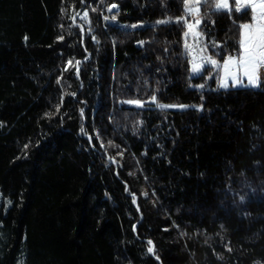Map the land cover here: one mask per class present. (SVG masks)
<instances>
[{
    "label": "trees",
    "instance_id": "1",
    "mask_svg": "<svg viewBox=\"0 0 264 264\" xmlns=\"http://www.w3.org/2000/svg\"><path fill=\"white\" fill-rule=\"evenodd\" d=\"M214 2L0 0V264H264V90L190 89L185 43L238 56Z\"/></svg>",
    "mask_w": 264,
    "mask_h": 264
},
{
    "label": "snow or ice",
    "instance_id": "2",
    "mask_svg": "<svg viewBox=\"0 0 264 264\" xmlns=\"http://www.w3.org/2000/svg\"><path fill=\"white\" fill-rule=\"evenodd\" d=\"M205 6L213 5V0H204ZM184 5V15L176 18L175 22L180 24L182 28H186L187 31L184 32V37H189L192 35L193 37H199L200 32L196 30L198 26L201 24V19L198 18L200 15V3L201 0H182ZM235 3V11L240 12L243 8H248L252 15L251 23H242L240 24V39H239V50L238 56H227L224 59L223 64H219L217 60L213 59L211 56L201 57V62L197 63L195 56H193L191 64V71L195 73H199L201 71L202 66L206 63L211 65L212 67L219 69L223 72V75L220 76L219 87L227 89L229 87V81H231L232 87H243V88H258L259 81V70L264 67V0H234ZM118 8V5L113 3L108 8L107 11L109 13L112 12L113 9ZM95 11V9H93ZM221 11H231L228 0H215L214 6L212 7L211 14L215 15L217 12ZM79 15V13H77ZM116 14L111 16L112 21L116 20ZM206 15H208L206 13ZM88 16L87 11L84 12L83 17L81 19H86ZM187 17L194 18L195 25L193 23H189ZM75 20V17L72 18ZM105 21L109 19L107 15L103 17ZM157 25L159 24H167L169 20H158ZM117 28H128L135 29L138 27L137 24L132 25H116ZM27 39V37L25 38ZM59 39H63V37H59ZM92 39L99 43L96 40L95 36H92ZM198 42V40H197ZM141 46L145 43L144 41L138 42ZM215 47H219V45H215ZM185 54H191V46L188 43H185ZM215 55H219V53H214ZM81 61L77 60L76 64H80ZM72 61L68 60V65L71 66ZM76 74H79V69L77 68ZM217 75H220V72H217ZM59 83V80L57 81ZM198 87L203 88L204 85H199ZM75 95V94H73ZM201 98H203V94H201ZM151 100L153 103L156 102V96L152 95ZM126 103H136L137 106L143 107L144 105L139 101H126ZM156 107L163 110L166 108H185V105H165V104H156ZM197 111L202 110V106L197 108V106L193 105ZM58 110V109H57ZM81 116H83V109L81 110ZM80 132L84 135L85 133L84 126L82 125L80 128ZM89 141H91V137H89ZM27 147V145H25ZM133 203H135V198H133ZM149 244L151 242L149 241ZM148 252L152 253L153 248L149 247Z\"/></svg>",
    "mask_w": 264,
    "mask_h": 264
},
{
    "label": "rangeland",
    "instance_id": "3",
    "mask_svg": "<svg viewBox=\"0 0 264 264\" xmlns=\"http://www.w3.org/2000/svg\"><path fill=\"white\" fill-rule=\"evenodd\" d=\"M228 2H229V0H228ZM113 10H117V8L113 9ZM200 12H201V10H200ZM81 17H83V14L80 16V18ZM198 18H200V15ZM214 18L216 20V27L219 30H223L226 27V25L228 24V22L231 20H235L237 22H240L241 24L252 22V15H251V12L248 8H243L242 11H240V12L235 11L234 13L232 11L217 12L214 15ZM83 20L85 21L86 19H83ZM187 43L189 44V42H187ZM189 45L191 46V53L193 56H195L197 63L201 62V57L211 56L213 59L217 60V62L219 64H223L224 59L218 60L217 58L212 56L211 48H209V47H206V48L203 47L202 48L200 46V47H198L197 50H195L193 44H189ZM218 71L220 72V75H217ZM200 73H205V75L203 76V81H200L199 79L194 80V82L190 85L191 90L199 89L200 87H198V86L201 84L204 85V83L206 84L205 85V89H206V88H208L211 81H213V86L215 85L216 82L219 85L220 76L223 75V72L221 70L216 69V68H214L211 65H208L206 63L202 66L201 71L199 73H196V74H200ZM204 79H206V81H204ZM259 81H260L259 87L254 88V89L264 90V67H262L259 70ZM228 88H234L231 85V81H229V87ZM235 88H241V87L238 86ZM129 104L137 106L136 103H129ZM176 108H179V107H175V109ZM10 205H11V203L9 202V200H6L3 197L2 193L0 192V208L4 206V208L7 210L10 207Z\"/></svg>",
    "mask_w": 264,
    "mask_h": 264
},
{
    "label": "built area",
    "instance_id": "4",
    "mask_svg": "<svg viewBox=\"0 0 264 264\" xmlns=\"http://www.w3.org/2000/svg\"><path fill=\"white\" fill-rule=\"evenodd\" d=\"M187 19H188V22H189V23H193V24L195 25V20H194V18L187 17Z\"/></svg>",
    "mask_w": 264,
    "mask_h": 264
},
{
    "label": "water",
    "instance_id": "5",
    "mask_svg": "<svg viewBox=\"0 0 264 264\" xmlns=\"http://www.w3.org/2000/svg\"><path fill=\"white\" fill-rule=\"evenodd\" d=\"M204 5H205L204 0H201L200 6H204Z\"/></svg>",
    "mask_w": 264,
    "mask_h": 264
},
{
    "label": "crops",
    "instance_id": "6",
    "mask_svg": "<svg viewBox=\"0 0 264 264\" xmlns=\"http://www.w3.org/2000/svg\"><path fill=\"white\" fill-rule=\"evenodd\" d=\"M229 3H230V0H229ZM230 5V9H231V11H232V5H231V3L229 4ZM233 12V11H232ZM234 13V12H233Z\"/></svg>",
    "mask_w": 264,
    "mask_h": 264
}]
</instances>
